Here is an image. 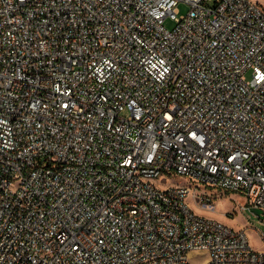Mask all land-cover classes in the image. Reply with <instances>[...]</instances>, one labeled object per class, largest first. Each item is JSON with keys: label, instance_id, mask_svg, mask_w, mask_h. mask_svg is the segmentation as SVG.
<instances>
[{"label": "built area", "instance_id": "built-area-1", "mask_svg": "<svg viewBox=\"0 0 264 264\" xmlns=\"http://www.w3.org/2000/svg\"><path fill=\"white\" fill-rule=\"evenodd\" d=\"M209 189L264 219L263 6L0 0V264H264Z\"/></svg>", "mask_w": 264, "mask_h": 264}, {"label": "rangeland", "instance_id": "rangeland-1", "mask_svg": "<svg viewBox=\"0 0 264 264\" xmlns=\"http://www.w3.org/2000/svg\"><path fill=\"white\" fill-rule=\"evenodd\" d=\"M253 1L264 8V0ZM187 11L186 5L181 4L179 6L181 16L185 15ZM165 27L172 30L174 28L173 21L168 19L165 22ZM250 75H247V80H250ZM157 184L161 188L176 185L191 186L186 179L176 177L159 179ZM207 192L214 195L213 210L200 205L194 195L188 199L191 209L201 217L217 220L234 230H246L251 247L258 252H264V241L261 238V235L264 234V219L251 211V208L248 207V198L244 194L225 193L213 189H209ZM203 256L206 254H192L190 261L192 264H206L208 259Z\"/></svg>", "mask_w": 264, "mask_h": 264}, {"label": "water", "instance_id": "water-1", "mask_svg": "<svg viewBox=\"0 0 264 264\" xmlns=\"http://www.w3.org/2000/svg\"><path fill=\"white\" fill-rule=\"evenodd\" d=\"M256 215L261 216V212L258 209H251Z\"/></svg>", "mask_w": 264, "mask_h": 264}]
</instances>
